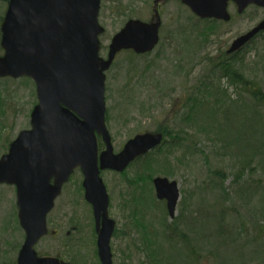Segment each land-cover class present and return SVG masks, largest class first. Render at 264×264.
<instances>
[{
	"label": "rangeland",
	"instance_id": "obj_1",
	"mask_svg": "<svg viewBox=\"0 0 264 264\" xmlns=\"http://www.w3.org/2000/svg\"><path fill=\"white\" fill-rule=\"evenodd\" d=\"M153 1L101 0L99 22L105 28L100 36L101 56L106 58L113 35L128 19L150 21L154 18ZM3 5L4 3L0 5V13L4 10ZM161 11L163 26L159 45L145 54L125 50L118 54L106 71V122L112 134L115 151L120 150L137 133L155 132L167 123L172 124L169 113L174 107H171V102L180 105L190 88L204 80V55L209 52L219 60L224 58L222 55L230 44L264 18L263 8L250 5L243 13L238 14L237 6L231 3L229 11L233 15L232 21L219 24L214 33L206 31L208 37L201 40L196 35L197 30L190 27L196 22L195 16L179 1L164 4ZM201 25L198 22L197 27L202 30ZM189 34L191 39L197 37V42L203 46L204 51L194 49L188 55L182 52V40ZM181 56L186 61H179ZM235 59L245 78L256 82L264 90V33L251 41ZM220 88L228 89L233 98H237V89L234 86L233 92V87L227 83L226 78L221 80ZM242 94L243 97L246 96L245 93ZM36 103V86L31 78H0V156L7 152L10 142L21 130L30 128V115ZM255 111L264 116L262 105ZM246 113L245 111V114L243 112L238 117L228 118H238L234 120L236 125L233 124V131L240 126L243 119H249ZM250 126L252 130L253 124ZM194 134L197 142H194L192 154H186L182 150L171 152L168 151L169 148H165L160 154L154 152L157 156L149 154L148 160L155 164L150 168L147 166L148 162L142 159L123 173L102 171L101 175L110 195V216L117 222V230L111 240L114 264H140V256L134 246L138 233L132 229L130 218L134 198L136 206H144V200L152 201L154 197L159 203V209L144 208L141 214L149 219L148 223L160 219L163 205L156 198L154 187L148 180L152 169L155 170L153 176H166L161 170L169 168L168 177L179 183L180 202L184 211L191 209L199 214L201 207L209 211L207 227L210 235L201 240L204 245L209 241H214L217 245L220 243V238L215 234L222 226L217 224V216L211 217L216 212L222 216L224 233L237 224L241 215L240 221L246 224V229L242 232L245 243L241 248L253 249L250 242L256 238L264 245V137L257 136L256 142L259 143L251 149L245 148L242 156L241 142H233L232 147L236 145V149L235 155L231 157L222 152L224 144L208 141L206 134L201 135L200 130L196 129ZM247 158L250 159V166L243 163ZM218 169L225 173L222 186L217 184L219 178L213 173ZM239 172L242 177H237ZM237 179L239 183L249 186L252 192L250 199H242L244 203L235 205L237 198L231 190L238 191L236 187L231 188V185ZM142 193H146L142 198L137 195ZM177 211L180 212L179 207ZM48 225L50 230L55 229L59 234H49L42 238L36 245L39 254L58 255L72 264H101L96 246L92 207L84 198L82 174L78 170L71 176L57 199L55 208L49 214ZM74 226H77L76 230L73 229ZM253 226L261 228L255 231ZM150 229L154 231L155 227L152 225ZM68 231L71 233L68 234ZM237 232L241 234L240 230ZM24 238L25 232L18 220L16 188L0 184V264H15ZM220 248L226 251L222 245ZM207 252L204 250L199 255L209 259L210 254ZM238 256L239 250L225 258L226 260L217 261L222 264H264V255L259 257L247 253L245 258Z\"/></svg>",
	"mask_w": 264,
	"mask_h": 264
},
{
	"label": "water",
	"instance_id": "obj_2",
	"mask_svg": "<svg viewBox=\"0 0 264 264\" xmlns=\"http://www.w3.org/2000/svg\"><path fill=\"white\" fill-rule=\"evenodd\" d=\"M230 1L239 13L251 4L264 8V0H182L200 18L223 21L231 19ZM100 8L101 0H9L0 25V78H31L38 100L30 128L21 130L0 158V184L16 187L25 231L17 264H71L39 255L35 246L48 233L47 216L77 168L93 208L100 262L114 264L111 239L116 222L109 215L110 198L100 173L124 171L163 141L162 133L137 134L116 153L105 120L106 71L122 50L143 54L155 48L162 24L158 10L151 22L129 19L113 35L104 58ZM262 31L264 18L236 38L228 52L239 51ZM97 135L105 144L100 152ZM153 184L157 198L166 200L174 217L181 196L178 182L156 176Z\"/></svg>",
	"mask_w": 264,
	"mask_h": 264
},
{
	"label": "trees",
	"instance_id": "obj_3",
	"mask_svg": "<svg viewBox=\"0 0 264 264\" xmlns=\"http://www.w3.org/2000/svg\"><path fill=\"white\" fill-rule=\"evenodd\" d=\"M8 1L0 0V5L4 3V10L0 13V22L3 19ZM197 21L200 25L202 24V30L197 27ZM221 23L213 19L199 20L196 18V22L190 25V27L193 30H197L196 35L202 40L203 37H208L209 34L207 32L214 33L217 30L216 27ZM190 35H187L182 40V52L188 55L194 49H199L201 52L204 51L203 46L197 42V37L191 39L192 36L190 37ZM200 46L202 47L200 48ZM222 56L226 58L224 57L219 60L209 52L205 54L203 57L204 66L202 68L204 80L199 81V84H194L190 88L189 93L185 94L180 105H177L173 101L171 104L169 102L171 107H174L169 113L172 124L167 123L157 130V132L164 134V141L156 150L150 152V155H154L155 153L160 154L165 148H169L168 151L171 152L172 150H182L186 154H192L194 142L196 141L195 135L197 132L194 134L196 129L200 130L201 135L206 134L208 141L224 144V147L221 149L222 152L224 155L227 153L226 155L231 157L235 155L234 151L236 149V145L232 147L233 142H241L240 155L242 156L245 148L251 149L259 143L256 142L257 136L264 137V116L257 114L255 111L261 105L264 107L263 88L257 85L256 82L245 78L244 72L240 67H237L235 56L230 57L227 53H224ZM184 59L186 58L181 56L179 61H186ZM223 78H226L227 83L233 87V92L235 88L237 89L238 93H235V95H238L236 96L237 98H233L228 89L220 88ZM242 93H245L246 96L243 97ZM245 111L249 119H243L240 126L233 131V124L236 125V121L234 120L238 118H230L229 120L228 118L238 117L243 112L245 114ZM173 120L175 123H173ZM252 124L253 129L250 130V127H252L250 125ZM244 143L249 146L246 147ZM222 152L218 151V153ZM149 154L139 158V160L145 159L148 162V168L155 165L151 164L148 160ZM155 156L157 155L155 154ZM246 160L243 163H247L250 166V159L247 158ZM243 163L241 166L244 165ZM249 168L252 169L251 167ZM161 171L166 176L170 175L169 168ZM154 172V169L150 170V176L148 177L151 183ZM213 173L215 174L214 176L219 178L217 184L222 186V182L225 180V173L220 169L215 170ZM237 177H242V174L239 172ZM141 179L145 180L144 178ZM238 180H235L231 185V188L236 187L238 191L231 190L235 198H237L234 202L235 205L244 203L242 199H250V192H252L249 190V186L239 183ZM158 204L153 197L152 201H148L147 207L148 209H159ZM179 209L180 212L177 216L173 220H170L166 207L163 205L162 211L159 214L160 219L152 220L150 223H148L149 219L145 215L139 216L136 210L132 211L130 215L132 219L131 227L138 233L134 246L140 256V264H222L221 261L218 262L217 260H226L225 258H228L238 250L239 258H245L247 253L259 257L264 255V245L260 244L259 238L250 242L253 245V249L241 248V245L245 243V236L242 232L246 229V224L240 221L241 215L237 224L229 227L227 233H224L225 230L221 224L222 216L218 215V212L212 214L211 217L217 216L215 218L218 219L217 224L222 226L220 231L215 234V236L220 238V243L217 245L214 241H209L204 245L201 240L210 235L207 227V219L209 217L207 213L209 211L204 210L202 207L199 214L197 211L193 212L191 209L184 211L182 209V202L179 203ZM196 214L198 216H195ZM152 225L155 227L154 231L150 229ZM253 227L255 231L261 228V226ZM237 230H240L241 234H238ZM220 245L226 248V251L220 248ZM204 250H207V253L210 254L209 259L199 255ZM224 264L232 263L227 262Z\"/></svg>",
	"mask_w": 264,
	"mask_h": 264
}]
</instances>
